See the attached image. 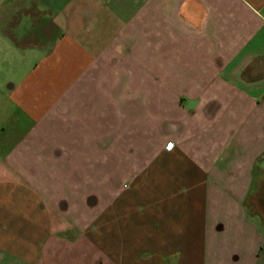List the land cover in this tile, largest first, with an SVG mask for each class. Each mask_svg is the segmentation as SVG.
Listing matches in <instances>:
<instances>
[{
  "label": "crops",
  "instance_id": "1",
  "mask_svg": "<svg viewBox=\"0 0 264 264\" xmlns=\"http://www.w3.org/2000/svg\"><path fill=\"white\" fill-rule=\"evenodd\" d=\"M0 73V264H264V0H0Z\"/></svg>",
  "mask_w": 264,
  "mask_h": 264
},
{
  "label": "rangeland",
  "instance_id": "2",
  "mask_svg": "<svg viewBox=\"0 0 264 264\" xmlns=\"http://www.w3.org/2000/svg\"><path fill=\"white\" fill-rule=\"evenodd\" d=\"M25 60V62L28 60V59H24ZM20 62V60L19 59H16V58H9L8 59V64L6 65L5 64V66L9 69V70H12V69H15V66H16V64L17 63H19ZM3 67H4V64L2 65ZM24 66V65H23ZM2 69V68H1ZM4 69V68H3ZM1 74V73H0ZM17 75H14V76H8V79H16L17 77H16ZM4 77H6L5 75H3L2 74V76L0 75V79L2 78V79H5ZM3 81H5V80H3Z\"/></svg>",
  "mask_w": 264,
  "mask_h": 264
},
{
  "label": "snow or ice",
  "instance_id": "3",
  "mask_svg": "<svg viewBox=\"0 0 264 264\" xmlns=\"http://www.w3.org/2000/svg\"><path fill=\"white\" fill-rule=\"evenodd\" d=\"M169 147H171V145Z\"/></svg>",
  "mask_w": 264,
  "mask_h": 264
}]
</instances>
